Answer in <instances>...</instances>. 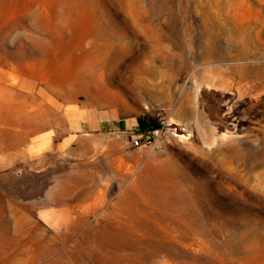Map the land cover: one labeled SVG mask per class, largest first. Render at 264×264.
I'll list each match as a JSON object with an SVG mask.
<instances>
[{"label": "rangeland", "instance_id": "374dc122", "mask_svg": "<svg viewBox=\"0 0 264 264\" xmlns=\"http://www.w3.org/2000/svg\"><path fill=\"white\" fill-rule=\"evenodd\" d=\"M2 87L0 264H264V0H0Z\"/></svg>", "mask_w": 264, "mask_h": 264}, {"label": "bare ground", "instance_id": "6f19581e", "mask_svg": "<svg viewBox=\"0 0 264 264\" xmlns=\"http://www.w3.org/2000/svg\"><path fill=\"white\" fill-rule=\"evenodd\" d=\"M91 38L93 40L97 41V42H103V41H105V42L113 43L114 41H116L115 34L112 31H110L109 29H107L106 27H104V26L98 28V30L93 31ZM110 48H112V46H110ZM0 93L1 94H5V95H8L10 93V90L7 87H2V88H0ZM54 117H55V115H54ZM57 121H60V118L53 119V122H57ZM50 220H51V218H50ZM56 221H57V224L56 225H58V223L60 222V219L55 218L54 221H53L54 224L56 223Z\"/></svg>", "mask_w": 264, "mask_h": 264}, {"label": "trees", "instance_id": "16d2710c", "mask_svg": "<svg viewBox=\"0 0 264 264\" xmlns=\"http://www.w3.org/2000/svg\"><path fill=\"white\" fill-rule=\"evenodd\" d=\"M134 126L141 133H150L162 129L161 125L155 121H146L144 119H137L134 121Z\"/></svg>", "mask_w": 264, "mask_h": 264}, {"label": "built area", "instance_id": "2783aa9c", "mask_svg": "<svg viewBox=\"0 0 264 264\" xmlns=\"http://www.w3.org/2000/svg\"><path fill=\"white\" fill-rule=\"evenodd\" d=\"M161 130H162V129L157 130V131H153V132H150V133H144L145 135L148 136L146 140H149V138H150L149 136H151V135H156V134H158V132L161 131ZM174 132H176V129H174ZM177 134H178V133H177ZM178 135H179V134H178ZM178 135H176V136H178ZM141 144H142L141 139H139V140L134 139V140L131 141L130 147L133 148V149H136V148H139V146H140Z\"/></svg>", "mask_w": 264, "mask_h": 264}]
</instances>
